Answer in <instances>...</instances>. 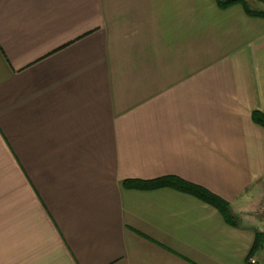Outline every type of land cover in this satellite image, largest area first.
<instances>
[{
  "label": "crops",
  "instance_id": "obj_1",
  "mask_svg": "<svg viewBox=\"0 0 264 264\" xmlns=\"http://www.w3.org/2000/svg\"><path fill=\"white\" fill-rule=\"evenodd\" d=\"M253 111L264 18L239 4L0 0V264H264ZM163 176L232 221L122 184Z\"/></svg>",
  "mask_w": 264,
  "mask_h": 264
},
{
  "label": "trees",
  "instance_id": "obj_2",
  "mask_svg": "<svg viewBox=\"0 0 264 264\" xmlns=\"http://www.w3.org/2000/svg\"><path fill=\"white\" fill-rule=\"evenodd\" d=\"M264 3V0H259ZM218 6L226 8L233 4H239L245 13L249 16H256L264 18V10L251 8L246 0H216ZM252 120L258 125L264 127V113L260 111H253ZM122 184L129 188L134 189H155L160 187H170L176 190L189 193L200 200L207 202L214 206L223 215L226 221L231 222V214L229 210L228 203L218 197L217 195L211 193L202 186L190 183L176 176H163L150 180L142 179H125ZM264 241V233H257L256 241L252 246V251L259 247Z\"/></svg>",
  "mask_w": 264,
  "mask_h": 264
},
{
  "label": "rangeland",
  "instance_id": "obj_3",
  "mask_svg": "<svg viewBox=\"0 0 264 264\" xmlns=\"http://www.w3.org/2000/svg\"><path fill=\"white\" fill-rule=\"evenodd\" d=\"M246 2L248 3V5L251 8H256V9H263L264 10V3H262L259 0H246ZM254 262V261H253Z\"/></svg>",
  "mask_w": 264,
  "mask_h": 264
}]
</instances>
